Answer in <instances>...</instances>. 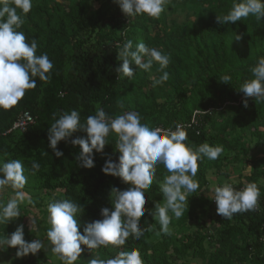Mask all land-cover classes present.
<instances>
[{"label": "trees", "instance_id": "trees-1", "mask_svg": "<svg viewBox=\"0 0 264 264\" xmlns=\"http://www.w3.org/2000/svg\"><path fill=\"white\" fill-rule=\"evenodd\" d=\"M233 2L169 0L166 11L155 19L147 15L128 18L113 0H33V8L19 30L28 42L37 41V54L47 53L54 69L49 82L35 78L37 87L27 90L17 105L0 109V160L24 162L28 183L23 191L34 201L19 205L21 217L8 225L0 224V236L10 235L21 224L28 227L22 222L23 216L38 212L37 227L32 231L25 228L24 235L29 242L47 240L51 227L46 205L49 200L70 199L80 205L82 214L78 220L85 225L102 219V208L111 209L113 187H129L120 178L101 171L106 159L116 160L119 155L114 152V133H110V144L104 153H95L92 169L81 166L76 159L79 146L73 147L70 142L58 144L64 155L57 158L48 146V129L54 123V114L58 118L75 109L84 123L98 109L113 117L133 110L151 128L174 130L177 124L189 123L198 111V125L186 128L188 142L193 146L223 145L224 152L216 160L205 158L200 163L195 177L200 188L188 194L189 207L170 223L179 235H164L158 218L146 212L140 221L144 235L139 240L129 237L122 248L139 249L145 264H173L175 256L179 259L187 248L194 247L196 255L206 257V264H264V189H260L256 210L234 214L231 219L217 214L207 189L209 172L224 173L227 166L244 162L251 164L250 173L245 176L247 183L264 182V162L249 160L253 150L264 149V102L246 98L239 91L245 80L254 78L250 69L259 57H264V20L250 15L233 24H218L216 17L226 15ZM96 3L101 5L94 10ZM177 13L186 14V19L169 27V15ZM159 26L163 34L152 36ZM129 39L134 44L142 41L170 57L163 70L169 73L167 82L154 85V79L162 75L156 62L150 72L138 69L130 80L117 74L116 69L122 64L117 59V44L122 46ZM130 67L136 69L134 64ZM223 75L232 77L230 83L220 81ZM24 111L36 118L35 123L24 132L8 133ZM80 136L86 137V133L77 131L73 138ZM33 161L40 164L35 174L31 169ZM168 174L162 164L157 165L147 209L154 210L156 203L164 202L159 185ZM8 193H0V199L7 202L12 197ZM213 215H218L211 225L213 230L199 224L202 218ZM188 222L192 224L191 231ZM186 241L189 244L184 247ZM205 246L214 247V251L210 253ZM117 251L113 246L100 247L95 249V257L111 258Z\"/></svg>", "mask_w": 264, "mask_h": 264}, {"label": "clouds", "instance_id": "clouds-1", "mask_svg": "<svg viewBox=\"0 0 264 264\" xmlns=\"http://www.w3.org/2000/svg\"><path fill=\"white\" fill-rule=\"evenodd\" d=\"M113 3L128 18L147 15L159 19L166 11L169 0H113ZM32 8L33 0H0V109L7 110L17 105L27 90L37 87L35 78L38 77L45 83L51 80L54 64L48 54H37V41L33 39L28 42L25 33L19 30ZM250 15L255 16L258 21L264 20V0H234L228 13L217 16L216 20L220 25L233 24ZM236 38L241 39L240 36ZM117 47L120 49L117 59L122 61L116 69L117 74L130 80L138 69L150 72L153 62H156L162 75L154 79V85L169 80V73L163 71L170 62L167 54L142 41L134 44L131 39L122 46L117 44ZM130 64H134L136 69L130 67ZM250 71L254 78L245 80L239 91L246 98L264 102V57H259ZM231 79L230 75L220 77L223 83H230ZM243 103L245 107L248 106L247 99ZM142 120L141 114L133 110L113 117L103 109H98L94 115L87 116L84 123H81L80 112L75 109L63 112L58 118L54 114V123L48 129V146L57 158L64 155L58 149V144L61 141L70 142L73 147L79 146L80 152L76 159L81 162V166L92 169L95 167V153H104L105 146L110 144L108 137L110 133H114L117 137L114 152L119 155L116 160L111 157L106 159L101 171L105 175L118 177L122 183L129 185L125 190L113 187L110 190V197H114L110 200L111 209L102 208V219L85 225H81L78 220L82 214L81 206L72 200H54L47 205L48 223L51 225L47 230V240L50 241L51 252L58 256L62 264H75L85 249L108 246L119 251L111 258H91L88 264H145L139 249L122 248L129 237L139 240L144 235L145 229L140 225L141 217L148 212L153 218H158L160 232L171 235L169 225L173 216L179 219L184 214L185 207H189L188 194L195 193L200 188L199 181L195 179L200 163L205 158L216 160L224 152L223 145L202 143L193 146L188 142L186 126L181 124H190L191 121L177 124L173 130L159 126L151 128ZM11 128L8 133L15 132ZM77 131L86 133V137L73 138ZM161 164L169 173L159 185L164 202L156 203L154 210L147 209L145 206L149 190L157 165ZM31 169L32 174H35L39 171L40 164L33 161ZM27 183L28 177L21 159L0 160V193L8 188L15 191V195L7 202L0 199V224L8 225L21 217V203H34L31 196L23 191ZM238 186L240 187L237 188ZM212 191L210 198L214 195L212 200L216 203L217 214L226 219H231L237 213L256 210L261 195L255 182L237 186L226 182L214 186ZM27 217L32 231L36 228V220L31 216ZM5 247L16 249L15 257L23 258L29 254L37 255L45 245L39 239L26 241L24 225L21 224L10 235L5 233L0 236V251H4Z\"/></svg>", "mask_w": 264, "mask_h": 264}, {"label": "rangeland", "instance_id": "rangeland-1", "mask_svg": "<svg viewBox=\"0 0 264 264\" xmlns=\"http://www.w3.org/2000/svg\"><path fill=\"white\" fill-rule=\"evenodd\" d=\"M105 1V0H104ZM101 5V3H96L93 6V9H97L99 6ZM186 19V14L183 13H177V14H172L169 15V27H171L173 25V23H181ZM161 33L160 31V26L158 28H155L154 31L152 32V36H155L156 33ZM254 159V162H257L258 164L263 163L264 162V149H260V150H253L250 155H249V160ZM25 165V164H24ZM226 171L224 173H218L216 171H211L207 174V189H208V193L209 196H211L213 194L212 189L214 188V186L217 185H222L224 183H231L234 186H237L239 184L241 185H245L247 184L246 178L245 176H248L251 170V164L249 163H238L235 164L234 166H227V168L225 169ZM258 187L259 189H264V182L260 181L258 183ZM26 188V187H25ZM3 193H8V191L6 190ZM7 195L9 196H14L15 195V191L13 190L12 192L8 193ZM51 201V200H49ZM47 202L46 205H48L50 202ZM24 203V202H23ZM27 203V201H26ZM37 213H29V214H34V215H28V216H33L34 218H36L35 220L37 221ZM170 215H172L171 213H169ZM197 213H195L194 215H196ZM27 215V214H26ZM26 215L23 216L22 222L25 223V230H29V217H27ZM193 215V216H194ZM41 216V215H40ZM174 219H176L173 216ZM172 218V219H173ZM218 218V215H213L212 218H199L201 219L199 224L202 225V223L205 224L207 229H211L213 230L214 227H212L214 225V223L216 222ZM195 219V218H194ZM193 220V219H191ZM195 223L198 222V220L195 219L194 221ZM27 223V225H26ZM213 223V224H212ZM38 225V222H36V227ZM212 225V226H211ZM192 224L191 222H188V227H191ZM152 228H154V226H152ZM170 231H171V235L172 237H177L179 235V231H177V228H174L172 226V224L169 225ZM160 229V228H159ZM192 227L189 229L191 231ZM164 234V233H163ZM167 235V234H164ZM25 240L27 241V237L24 235ZM38 238H41V234H38ZM45 248L42 249L37 255L33 256L32 254H29L26 257L23 258H16L15 257V253H16V249L14 248H6L4 249V251H0V262H4V264H62V261L58 258V256L56 254H53L51 252V244L50 241L48 240H43ZM174 242H176V240H174ZM189 244L188 241L185 242L184 247L187 246ZM85 247V246H84ZM197 249V247L194 248H187L184 253L180 254V258L178 259L177 256L176 257V261L173 262V264H206L205 263V258L198 256L194 253V250ZM205 249H208V251L211 253L214 251V247L212 246H205ZM209 253V254H210ZM209 254L207 256H209ZM95 257V249L94 250H87L85 249L84 252H82L80 259H78L75 264H88V261L91 258ZM175 259V258H174Z\"/></svg>", "mask_w": 264, "mask_h": 264}, {"label": "built area", "instance_id": "built-area-1", "mask_svg": "<svg viewBox=\"0 0 264 264\" xmlns=\"http://www.w3.org/2000/svg\"><path fill=\"white\" fill-rule=\"evenodd\" d=\"M198 117H199L198 111H196L194 113L193 117H192V120H191V123L190 124H181V125H185L186 128L193 127V125H198ZM35 121L36 120L31 115V113H29V112H22V113L19 114L18 118L14 122L11 130H13V131H24V130H26V128L28 126L33 125L35 123ZM213 196L211 197V200H212ZM212 203L214 204V206H216V203H215L214 200H212Z\"/></svg>", "mask_w": 264, "mask_h": 264}, {"label": "bare ground", "instance_id": "bare-ground-1", "mask_svg": "<svg viewBox=\"0 0 264 264\" xmlns=\"http://www.w3.org/2000/svg\"><path fill=\"white\" fill-rule=\"evenodd\" d=\"M228 41V40H227Z\"/></svg>", "mask_w": 264, "mask_h": 264}]
</instances>
